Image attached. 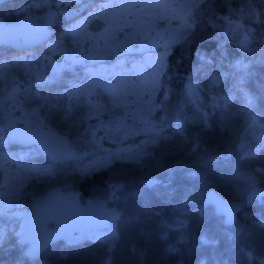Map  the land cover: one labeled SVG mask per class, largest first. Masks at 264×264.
Here are the masks:
<instances>
[{
    "label": "trees",
    "instance_id": "trees-1",
    "mask_svg": "<svg viewBox=\"0 0 264 264\" xmlns=\"http://www.w3.org/2000/svg\"><path fill=\"white\" fill-rule=\"evenodd\" d=\"M45 1L58 0H5L0 3V16L16 19L33 12V7L42 9ZM92 6V2L86 4L83 11ZM257 13L259 20L264 21V0H209L200 8H191L187 32L164 48L167 55L164 53L153 93L158 114L151 115L153 126L146 138L141 133L132 137L135 142L145 138L141 151L108 158L103 154L111 146L92 139L86 110L81 114L73 110L65 119L66 111L60 110V104L52 105L56 100H65L70 85L80 86L87 79L89 73L84 66L80 65L78 73L68 67L52 80L47 79L48 83H38L34 73L20 72L19 64L27 53L46 51L44 44L27 51L0 44V64L11 61L9 70L25 84L22 90L13 92L10 79L0 77V123L6 109L44 108L45 121L68 131L72 144L84 153L81 159L71 160L63 167L53 165L48 175L37 172L32 176L22 187L23 205L57 184H71L72 189L80 190L82 201L104 197L120 211L111 223L119 237L111 253V264H250L237 254L234 245L247 246L254 255L264 256V196L248 201L250 187L245 180L247 175H254L264 187V139H258L264 137V62H259L264 61V23L257 22ZM77 16L66 17L57 12L56 31L50 38L61 35L62 43L70 47L74 37L66 26ZM241 22L245 28L253 29L247 42L244 30L236 27ZM40 60L34 57L32 64H40ZM238 61L249 64L251 75L235 67ZM41 64L50 69L49 62ZM100 94L103 96L104 90ZM161 114L163 117H159ZM205 114L208 127L202 123ZM253 121L255 125L245 134L244 129ZM194 145H198L195 151ZM40 155V162L49 161L45 162L42 152ZM201 158L208 159V163L199 164ZM77 163L80 165L75 166ZM85 170H91L87 177L81 175ZM146 180L160 183L146 188ZM114 182L122 183L115 196L110 188ZM210 188L240 202L234 223H225L212 205L203 202ZM136 192L142 195H130ZM11 210L14 208L0 215V264H103L108 245L92 240L69 246L60 239L48 245L38 258H28L24 246L19 244L20 224L8 217ZM177 218L188 226L167 230V239H161L166 231L161 222L171 223ZM106 231L108 228L86 233ZM81 232L85 231L73 236ZM202 237L214 243L204 244ZM133 238L136 248L146 252L143 261L131 250ZM169 246L176 251L168 252ZM61 253L66 254V260L61 259Z\"/></svg>",
    "mask_w": 264,
    "mask_h": 264
},
{
    "label": "rangeland",
    "instance_id": "rangeland-1",
    "mask_svg": "<svg viewBox=\"0 0 264 264\" xmlns=\"http://www.w3.org/2000/svg\"><path fill=\"white\" fill-rule=\"evenodd\" d=\"M197 1L99 0L96 2L94 0H69L64 3H61V0L55 3L45 1L42 9L34 10L35 7L32 8L34 14L48 6H53L57 7L58 13H63L66 17L70 14L79 15L66 26V31L74 38H72L70 47L66 48L62 43V36H54L44 45L46 51H33L25 54L26 56L22 58L19 64V71L28 74L39 72L41 77L52 80L56 75L62 74L64 69L82 64L90 75L88 82L101 83L105 91L121 100H123L125 93L134 94L138 100H135L132 104L135 108L133 112L127 110V114L111 115L108 118L105 117L106 120L102 121L101 128L104 129L106 138L111 141V149L104 150L103 156L108 158L113 154L139 153L143 146L142 140L148 136L149 129L153 126L151 115L156 113L153 93L157 73L164 60V48L187 32L191 26V23L187 20V14L190 12L191 7L185 6ZM90 2L93 3L90 10L83 11L84 6ZM137 11L149 17L165 19L169 23L164 28L167 37L161 40L153 37L148 29L140 27L133 16ZM94 17H99L106 23L97 32H93L88 28V23ZM175 20L177 22L174 23ZM130 25L132 26L130 27ZM133 41L137 42L133 43ZM84 45L87 49H83ZM62 49H65L62 60L49 62V70L43 68L41 64L42 56L50 52H60ZM154 49H157V51H153ZM120 52L141 53L135 55V58L138 59L137 62H135V58L128 62L112 61L111 59ZM37 56L41 58V63L32 64V59ZM11 66V61L7 60L0 64V77L9 78L10 84L13 79L19 76L9 70ZM34 77H36L35 74ZM134 87L135 90L141 87V92L136 94L133 90ZM144 91L147 92L146 98L143 96ZM32 112L21 110V119L27 125L30 123H46L44 115L38 112V116H31ZM159 117H163V114ZM3 123L4 121L0 123V164L9 161L13 167L6 170L0 179V212L3 213L8 208H14L10 211L11 215L8 217L14 219L13 223L21 225L24 208L21 184H25L37 172L47 171L51 173L53 166L44 154L46 157L45 162H48H40V152L42 151L35 146L17 145L9 142L6 133L2 129ZM139 133L145 134V138H141L137 142L132 140L129 143L121 144V140L128 136L135 137ZM82 154L77 152L76 159H81ZM79 165L77 163L75 166ZM78 234L79 232L76 235Z\"/></svg>",
    "mask_w": 264,
    "mask_h": 264
},
{
    "label": "water",
    "instance_id": "water-1",
    "mask_svg": "<svg viewBox=\"0 0 264 264\" xmlns=\"http://www.w3.org/2000/svg\"><path fill=\"white\" fill-rule=\"evenodd\" d=\"M4 1L0 0V3ZM57 12V8L49 6L39 13L34 14L30 11L16 19L7 20L0 16V44L10 45L13 49L22 51L43 44L56 31L55 20ZM133 16L140 27L150 28V33L153 36L159 39L167 37L163 29L167 23L165 19L149 17L140 11L135 12ZM173 22L175 23L177 20ZM105 24V21L101 18L94 17L88 23V28L93 32H97ZM63 55L62 51L51 52L46 55L50 59L44 60L43 58V61L58 62L62 60ZM127 56H129L127 52L119 55L120 58ZM14 82H19L18 91L22 90L25 86L21 80L14 79L11 83V89H13ZM19 113V109L4 113L3 130L6 132L7 139L10 142L36 146L56 165L76 158V149L71 146V141L66 130L46 123H32L26 127L24 121L20 119ZM102 117L105 118L106 115L103 114ZM97 119V116H92L88 118L87 122L91 124L97 121ZM97 136H100V140L104 145L110 144V141L105 137L101 129H96L93 132V137L96 138ZM131 140L132 137L128 136L121 143H129ZM11 167L12 164L9 161L0 164V179L3 173ZM246 177H254V186ZM246 177L245 180L250 187L246 195L247 200L250 201L255 196H264L262 195L264 194V187L259 185L257 177L254 175H247ZM112 185L122 187V183L120 182H114ZM210 200L228 202L231 205H235L236 207L233 211L235 220L236 212L241 207L240 202L222 196L214 188L206 191L203 202L212 205L215 213L222 215L224 221L227 217L218 212L217 203L210 202ZM119 213L120 211L117 207L109 205L104 197L89 198L82 201L80 199V190L72 189L71 184L53 185L32 197L25 204L21 218L19 244L25 246L24 252L26 256L33 258L28 255L29 249L33 246V243L39 241L45 231L52 233L56 232L58 227H63L75 229L72 231V235H75L80 231L93 232L107 229L105 225L109 220H111V223L116 220L119 217Z\"/></svg>",
    "mask_w": 264,
    "mask_h": 264
},
{
    "label": "snow or ice",
    "instance_id": "snow-or-ice-1",
    "mask_svg": "<svg viewBox=\"0 0 264 264\" xmlns=\"http://www.w3.org/2000/svg\"><path fill=\"white\" fill-rule=\"evenodd\" d=\"M209 2V0H200V3H193L190 5H186L185 7H191V8H200L201 4H207ZM139 7V6H137ZM259 13L256 14L257 17V22L258 23H264V21H260L259 20ZM224 19H228V17H224ZM229 23H233V21L229 20ZM132 25H130L131 27ZM236 27L238 29H242L244 30V41L247 42L249 40V36L251 35V33L253 32V29L251 28H245V25L241 22L239 24L236 25ZM189 33L191 34V30H189ZM137 41H133V43H136ZM165 55H167V53H165ZM50 59L49 57L45 56L44 60H48ZM259 62H264V61H259ZM235 67L239 70L242 71L243 73H245L246 75H251V73L249 72V64H244L242 61H238L237 64L235 65ZM37 77V82L38 83H48L49 81L47 80L46 77H41L39 72L34 73ZM240 83H243V80L240 81ZM18 86H19V82H14L13 84V92L18 91ZM80 91L79 89H76L75 92H73L72 90H70L68 93H65V95L68 96L69 99V104L68 107L66 109L65 112V119H67L68 117H70L73 113L74 110V102L78 99L79 95H80ZM129 95H131V93H129ZM252 101L251 99H249V104H251ZM91 106V105H90ZM117 107H124L123 105L117 104ZM31 116H38V111H33L31 114ZM202 123L204 124L205 127H208V122H207V115L205 114L202 118ZM255 125V121H253V124L248 125L245 129L244 132L245 134H247ZM258 139H264V137L258 138ZM198 145H194L193 146V151L196 150V147ZM208 159H215L214 157H209ZM208 159H204L201 158L198 163L201 165L207 164L208 163ZM90 171L91 170H85L82 171L81 175L83 177H87L88 175H90ZM43 175H48L49 173L47 171H44L42 173ZM246 179L253 184H255V179L254 177H246ZM144 185L146 188H151L154 185L160 183V181H156V180H146L143 181ZM24 184H21V187H23ZM121 186L119 185H110V188H112L113 190V196H115V192L116 190H118ZM15 195V193H14ZM131 196L134 197H139L142 195L141 192H136V193H131ZM264 195V194H262ZM251 199V198H250ZM210 202H215L217 203L218 207L217 210L218 212H220L221 214L225 215L227 217V219L224 221L227 224H231L234 223V216H233V211L235 209V205H231L228 202H220V201H211ZM156 215H159V213H155ZM0 215H2V212H0ZM115 216V214H114ZM262 224H264V221L261 222ZM162 228H164L166 231H164V233L161 235V239H167V230H174L175 228H186L188 225L186 223V221H184L183 219H175L173 220L171 223L167 220L162 221ZM105 227L108 228V231L101 233V234H96V233H92V234H88L86 232H81V234L79 236H73L72 235V231H74L75 229H68V228H63V227H58L56 232H44L42 234V236L40 237L38 242L33 243V246L29 249V253L28 255L32 256L33 258H38L40 253L49 245L51 244L53 241L57 240V239H64L66 240L67 244L69 246H78L80 245L84 240H92V241H102L104 244L108 245L107 247V252L105 255V259L103 264H111V253L114 250V246H115V241L119 238L118 235L116 234V232L114 231V229L111 226V220H109V222L105 225ZM142 235V234H141ZM229 239H234V237L230 236ZM202 243L204 244H208V243H214V241H209L206 238H201ZM233 247H235L237 249V254L238 255H243L251 264L252 261H258V264H264V256H258V255H254L253 250H250L247 246L244 247H240L238 245H234ZM132 252L133 253H138L139 258L141 261H143L144 257L146 256V252L144 251H140L136 248L135 245V238H133V243H132ZM168 252H174L176 251V249L173 246H169L167 249ZM61 259L66 260L67 256L64 253H61ZM201 264H204V262L202 261Z\"/></svg>",
    "mask_w": 264,
    "mask_h": 264
},
{
    "label": "flooded vegetation",
    "instance_id": "flooded-vegetation-1",
    "mask_svg": "<svg viewBox=\"0 0 264 264\" xmlns=\"http://www.w3.org/2000/svg\"><path fill=\"white\" fill-rule=\"evenodd\" d=\"M168 22L166 23V25L163 27V29L166 27V26H168ZM146 29H148V32L150 33V28H146ZM154 37V36H153ZM50 39H52V38H49L48 40H46L45 42H44V45L48 42V41H50ZM83 49H87L86 48V45H84L83 46ZM29 50V49H28ZM27 51V50H26ZM33 51V50H32ZM63 53H64V55H65V49H62L61 50ZM85 51V50H84ZM144 51H149V50H144ZM153 51H157V49H154ZM121 53H123V52H120V53H118V54H116L113 58H115L113 61H116V62H119V61H125V62H128V61H130L132 58L134 59L136 56L135 55H139L141 52H139V53H135V54H132V53H130L129 54V56H127V57H123V58H120L119 57V55L121 54ZM63 55V56H64ZM43 58H44V56H42V63H45L44 61H43ZM61 61V60H60ZM138 61V59L137 58H135V62H137ZM52 62H57V61H52ZM59 62V61H58ZM43 66V65H42ZM74 71H75V73H78L80 70H81V66L80 65H74V66H70ZM85 72H86V70H85ZM88 72V71H87ZM77 75V74H76ZM88 77H90V75L88 76ZM88 77H87V79H85L84 80V82L82 83V85H78L77 87H72L71 85H70V87L66 90L67 91V93L70 91V90H72L73 92H75L76 91V89H79V91H80V95H79V97H78V99L74 102V105H73V107H74V111L76 112V113H84V110H86V112L89 114V116L86 118V124H87V126H88V129H89V131H90V135H91V137H92V139H94V140H98V141H101L100 140V136H97L96 138H94L93 137V132L96 130V129H101L102 130V133L104 134V129L103 128H101V123H103L102 121H105L106 119H104L103 117H102V115L104 114V115H106V117H107V115L108 114H111V115H116V116H118V115H122V114H127L128 113V111L129 112H133L134 110H135V108L132 106V104H133V102L135 101V100H138L136 97H135V95L134 94H131V95H129V93H125L124 95H123V100H121V99H119V98H117L116 96H113V95H111L110 93H108L107 91H105V89L103 88V86H101V83H92L91 81L90 82H88ZM76 79H78V77L76 78ZM79 79H81L80 78V76H79ZM92 79V78H91ZM20 80V79H19ZM72 82V81H71ZM135 86V85H134ZM100 90H104V94H103V96H101V94H100ZM133 90L136 92V94H138V93H140L141 92V87H139V88H137V90H135V87L133 88ZM144 95V97L146 98L147 97V92L146 91H144V93H143ZM96 95V96H95ZM55 100V99H54ZM56 104H52L53 106H56L57 104H60V107H62V109H60V110H62V112H64V111H66V109H67V107H68V104H69V99H68V96L66 95V97H65V100L63 101V102H59L58 103V101L56 100ZM117 104H120V105H123L124 107H117ZM91 105V106H90ZM14 109H19V111H20V119H21V110L23 109V108H21V107H15V108H9V109H6V110H4V112H3V118H4V113L6 112V111H11V110H14ZM44 108H39V109H37V108H35V109H28L27 111H38V112H40L42 115H44L45 114V112H44V110H43ZM105 109L107 110V111H105ZM23 110H25L26 111V109H23ZM128 110V111H127ZM39 113V114H40ZM40 114V115H41ZM46 115V114H45ZM92 116H97L98 117V119H97V121H95V122H93V123H91V124H88V122H87V120H88V118L89 117H92ZM22 120V119H21ZM23 121V120H22ZM25 123V122H24ZM40 123H44V122H40ZM30 124H32V123H30ZM30 124H26L25 123V126L26 127H28ZM34 124H38V123H34ZM46 124H50V123H47L46 122ZM51 125H53V124H51ZM56 126V125H55ZM59 127V126H58ZM61 128V127H60ZM63 129V128H62ZM65 130V129H64ZM105 135V134H104ZM6 137H7V134H6ZM106 137V136H105ZM109 140V139H108ZM9 141V140H8ZM71 141V140H70ZM110 141V140H109ZM122 141V140H121ZM10 142V141H9ZM13 143H15V144H19V145H21L20 143H17V142H13ZM13 143H11V144H13ZM122 144V143H121ZM109 145H111V141H110V144ZM26 146V145H25ZM33 146V145H32ZM71 146L72 147H74L75 149H76V147L72 144V142H71ZM36 147V146H35ZM37 148V147H36ZM77 152H78V150L76 149V158H77ZM43 153V152H42ZM48 160H49V158H47ZM50 161V160H49ZM65 163H67V162H63V163H61L60 165H56V164H54L53 162H51V164H52V166L53 165H55V166H58V167H62V165H65ZM13 167V166H12ZM11 167V168H12ZM10 168V169H11ZM10 169H8V170H10ZM4 174V173H3ZM3 176V175H2Z\"/></svg>",
    "mask_w": 264,
    "mask_h": 264
},
{
    "label": "bare ground",
    "instance_id": "bare-ground-1",
    "mask_svg": "<svg viewBox=\"0 0 264 264\" xmlns=\"http://www.w3.org/2000/svg\"><path fill=\"white\" fill-rule=\"evenodd\" d=\"M58 208H59V206H58Z\"/></svg>",
    "mask_w": 264,
    "mask_h": 264
}]
</instances>
